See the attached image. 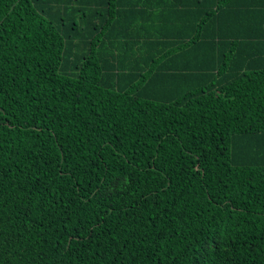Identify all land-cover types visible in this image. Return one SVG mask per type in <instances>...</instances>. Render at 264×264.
Returning <instances> with one entry per match:
<instances>
[{
  "label": "trees",
  "instance_id": "obj_1",
  "mask_svg": "<svg viewBox=\"0 0 264 264\" xmlns=\"http://www.w3.org/2000/svg\"><path fill=\"white\" fill-rule=\"evenodd\" d=\"M0 264H264V0H0Z\"/></svg>",
  "mask_w": 264,
  "mask_h": 264
}]
</instances>
